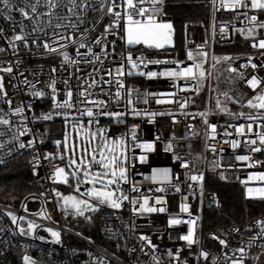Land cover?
<instances>
[{
    "label": "built area",
    "instance_id": "2783aa9c",
    "mask_svg": "<svg viewBox=\"0 0 264 264\" xmlns=\"http://www.w3.org/2000/svg\"><path fill=\"white\" fill-rule=\"evenodd\" d=\"M162 1L133 0L137 10H147L144 16L133 12L134 19L170 18ZM57 2L59 6L50 10L48 0H40L34 19H25L19 9L31 12L36 0H10L8 9L0 3V119L9 121L0 124V164L26 155L35 187L15 201H0V264H24L25 256L35 264H264V198L255 191L264 188V181L255 179L264 173V144L259 140L264 135V114L251 113L256 108L248 106L249 100L258 103L254 97L264 95V49L252 46L264 39V28L259 26L264 23V10L251 8V0L236 9L211 0L209 40L202 22L187 21L178 52L127 45L125 0H76L79 7L75 8L70 0ZM109 7L121 17L108 13ZM252 16L257 20L252 21ZM58 24L62 26L57 28ZM15 35L25 40L13 41ZM60 36L65 39L59 40ZM45 42L58 49L66 45L62 51L76 63H62L59 52L43 48ZM80 43L86 47L79 48ZM88 48L94 55H76L77 50L83 54ZM129 54L137 67L129 63ZM194 64L201 65L203 77L160 75ZM121 65L125 75L118 76ZM252 77L261 82L255 90L247 83ZM52 81L55 92L49 87ZM69 90L74 106L56 107L68 99ZM41 91L42 97L33 95ZM85 91L88 95L81 96ZM17 108L22 111L17 113ZM88 108L93 117L84 114ZM49 114L51 119H42ZM87 118H109L121 126L127 171L126 180L114 185L119 209L84 195L85 188L77 192L53 180L54 170L65 166L67 153L57 142L42 137L44 122ZM209 125L215 126L214 132ZM241 125L244 131L238 133ZM147 144L152 150L144 147ZM253 147L261 151H252ZM237 156L248 159L237 160ZM215 179L237 184L242 199L256 204L245 212V220L239 222L220 210L219 198L207 188ZM63 192L73 193L91 207L81 205L84 215L77 214L65 207ZM145 198L148 206L165 211L134 212ZM182 204L188 205L187 212L181 211ZM209 212L223 220L216 230L206 226ZM170 218L182 223L170 226ZM192 221L195 242L190 245L180 237L187 235Z\"/></svg>",
    "mask_w": 264,
    "mask_h": 264
},
{
    "label": "snow or ice",
    "instance_id": "6c2138e0",
    "mask_svg": "<svg viewBox=\"0 0 264 264\" xmlns=\"http://www.w3.org/2000/svg\"><path fill=\"white\" fill-rule=\"evenodd\" d=\"M40 0H36L35 4H31L30 5V9L31 12H29L28 10H26L25 8H20L19 12L20 14L25 18V19H34L32 14H37V5L39 4ZM126 4H127V9H126V16H127V26L125 28V33H126V38H127V43L128 44H140L143 43L145 45H147L148 47H154V48H163L166 44H170L171 43V30H172V25L170 23H160L157 21V19L154 16H147L145 20H139V19H134L132 13L136 12L137 15L139 16H144L146 13V9H144L143 7L139 8L137 10L136 8V4L133 3V0H125ZM142 2V0H141ZM154 3L158 2V0H153ZM0 3H3L5 5V9H8L10 7V0H0ZM70 3L73 5V8L75 7H79V5H77L76 0H70ZM222 5H226L227 7L231 8V9H236V8H240V7H245V3L244 0H221ZM48 4L50 7V10L52 8H56L58 7V2L57 0H48ZM251 8L253 9H258V10H264V0H251ZM85 11L87 10L86 8L84 9ZM70 12H73V9L69 10ZM108 13H113L117 18L121 17V13L120 12H114V8L113 7H109L107 9ZM74 14V12H73ZM9 19H11V17H8ZM252 21H256L257 17L256 16H252L251 17ZM62 25H57V28L61 27ZM261 28H264V23H261L259 25ZM72 28H75L76 25H71ZM110 27V26H109ZM42 31V29H36L34 28V31ZM107 31V29H106ZM249 35H251V30H249ZM59 40H64L65 37L60 36L58 37ZM68 40L72 41L73 44L76 43L75 39L71 36L67 37ZM13 41H23L25 40L24 36L21 35H15L12 37ZM33 43H35V41H33ZM96 43L99 44L100 41L99 39L96 40ZM66 45L61 44L59 49L56 47H52L50 43L45 42L43 44V48L45 50H47L48 52L51 53H57L59 52L62 56H63V61L62 63L65 64H75L76 61L72 60L67 52H63L62 49L65 47ZM253 47H259L260 49H264V39H261L258 41V43H254L252 45ZM14 47V45H13ZM86 45L84 43H80L79 44V48H85ZM0 51H2V49H0ZM89 53H93V50L91 48L87 49L86 53L81 54L79 52V50H77L76 55L80 56V55H88ZM188 58L191 60L193 58V54L191 52L188 53ZM98 59V57H97ZM227 59V58H226ZM128 61L129 63H132L133 61V57L131 54H129L128 56ZM151 63H159V61H150ZM123 65H121V70L118 71L116 73V75L118 76H123L125 75L123 69ZM132 67L135 68L137 67V65L135 63H132ZM253 68L256 67V65H252ZM201 68L200 64H194L192 67H184L183 69L179 70V71H174V72H164V73H160V75H166V76H176V77H183L185 79H197V75H199V77H203L204 76V72L203 71H199V69ZM3 71L5 72H11L12 69L11 68H5L3 69ZM53 72L57 71V69L53 68L52 69ZM231 71H235V69H231ZM129 75H131V73H128ZM109 75H111V73H109ZM141 75H143V73H141ZM148 75L150 76H154L156 75V73H149ZM25 83L27 84L28 82L25 81ZM67 83V82H65ZM93 83L95 84L96 81H93ZM248 85L252 88V89H257L258 86H261V82L259 80H257L256 77H252L250 80H248ZM55 81H52L51 85H49V87H51L53 89V92H55ZM121 87H123V85H120ZM89 87H91V85H89ZM3 85L2 83H0V90H2ZM33 95L37 96V97H42L44 95V92H34ZM81 96H87L88 93L85 92H81L80 93ZM67 96L68 99L65 100L63 103H56L55 106L56 107H62V108H72L74 105L70 102L71 98L73 97V92L71 90H69L67 92ZM53 100L55 102V96H53ZM254 100L258 101V103H254L253 100H249L248 101V106L250 107H255V108H259V109H264V95H257L256 97H254ZM92 103H100L99 101H94ZM185 105L181 104V107L183 108ZM223 110V109H222ZM22 109L17 108L16 112L19 113L21 112ZM85 115H87L88 117H93L95 115V113L93 112V110L91 108H88L86 113H84ZM104 115H113L111 113H102ZM200 115H206L204 113H201ZM243 115V114H241ZM52 116L49 115H45L42 117V119L48 120L51 119ZM249 119H255L253 117H249ZM205 123H207V121H205ZM0 124H9L8 120L5 119H0ZM209 127L212 129V131H215V126L214 125H209ZM264 127V126H262ZM247 130L249 132H251L252 126L248 125ZM236 131L238 133H243L244 131V126L241 125L239 127H237ZM20 135H24L23 132L20 133ZM96 135L98 134H93V138L96 137ZM260 143L264 144V135H261L259 137ZM31 141H29V146L31 145ZM57 143L59 144L60 142L57 141ZM120 142L116 141L114 142L112 147H109L107 143H105L104 148L98 149L99 152V159L97 160V150H93L92 152H89L88 149L86 148H80V152H81V156L77 157L76 156V149L75 146L72 149H68L67 145H65V150L67 151H71L72 156L69 160V167L73 169V171H71L70 173L67 172L65 170V168L62 167H58L55 169L53 175L56 178L57 182H63V183H68V177L69 175L75 177L77 176V173H82L83 177L85 178L82 182L83 183H88V184H92L94 185L93 188L89 189L86 193H84V195H87L89 197H92L94 199H97L100 201V203H107L109 204L112 208L115 209H119L121 207V203L119 202V199H117L115 197V194L113 191L109 190L110 186L112 185H116L118 184L119 181L121 180H126V168L121 167V161L119 156H117L115 154L116 152V147L118 146ZM251 144L255 145L256 141L252 140L250 141ZM20 147H25L24 144H21ZM144 147L148 150H152V145L151 144H147L144 145ZM233 147H237V142L233 141ZM105 149H107L108 152L112 153V155H107L105 152ZM252 151H261L260 148H256L253 147L251 149ZM143 159V157L141 158ZM248 157L247 156H237V160H247ZM94 165H99L100 169H102V171H97L95 173H92L90 171V169L94 166ZM186 166V165H184ZM165 176H167V172L164 173ZM193 180H198V179H202V177H197V176H193L191 177ZM249 179H253V177H249ZM255 179L260 180V181H264V173H260L258 174ZM95 185H101V187H95ZM79 184L76 188V191L79 192ZM133 190H138V189H133ZM158 191H162V189H157ZM177 191H179V188L176 189ZM249 195L251 196L253 194V190L249 189ZM262 198H264V188H259L257 190H255ZM57 196H60L61 194L59 192L56 193ZM120 199L123 200H127L128 197L127 196H122ZM63 201H64V205L66 208H73L76 210L77 214L83 216L84 212L81 210V205H85V206H89L87 201L84 200H79L77 199V197L75 196H64L63 197ZM159 202V201H158ZM133 204H136L137 201L133 200L132 201ZM92 210H95V208H93ZM143 210L144 212H148V213H152V212H156V211H160L163 212L165 211L164 208H155V207H150L148 206V200L147 198H145L144 203L140 204L138 209H134L135 211H140ZM181 211L182 212H187L188 211V205L186 204H182L181 205ZM15 217H13V220L15 221ZM21 219H23V217H21ZM182 223V221L180 219L177 218H170L169 219V225H178ZM259 223V222H258ZM192 224H194V221L190 222V227H189V231L187 233V235H183L180 237V239L185 240L188 242V244H192L194 243V229L191 226ZM29 227H35V225L33 224H29ZM51 231V230H49ZM52 235L54 237H56L57 239H59V234L56 232H52ZM140 239L144 240L147 239L144 236H141ZM221 244H224L225 241L221 240L220 241ZM241 253H243V249L239 250ZM203 255H207V254H203ZM24 260L26 262L29 261V257L25 256ZM233 264H238V262H233Z\"/></svg>",
    "mask_w": 264,
    "mask_h": 264
},
{
    "label": "trees",
    "instance_id": "16d2710c",
    "mask_svg": "<svg viewBox=\"0 0 264 264\" xmlns=\"http://www.w3.org/2000/svg\"><path fill=\"white\" fill-rule=\"evenodd\" d=\"M162 7L164 13L179 29L190 20L200 21L205 26L210 18L211 0H163ZM229 51L237 52L238 50ZM42 129V137L50 142L62 138V120L44 122ZM93 130H95V134H98L95 137V146H98L100 141L102 145L103 142L109 141L111 138L115 139L116 136H121L120 124L109 118H100L95 124L92 123L89 131L94 133ZM86 146H88L87 143ZM61 147L65 149L62 144ZM207 188L219 198L220 210L239 222L245 220L247 218L245 212L247 210L251 212L256 205L242 199V191L235 183L215 179L207 183ZM34 190V182L26 155L0 164V201H15ZM220 224H223V220L213 212H209L206 222L208 229L216 230Z\"/></svg>",
    "mask_w": 264,
    "mask_h": 264
},
{
    "label": "rangeland",
    "instance_id": "374dc122",
    "mask_svg": "<svg viewBox=\"0 0 264 264\" xmlns=\"http://www.w3.org/2000/svg\"><path fill=\"white\" fill-rule=\"evenodd\" d=\"M166 16H168V15H166ZM157 21L160 23H170L172 25L171 43L166 44L163 48L176 49L178 52H180L182 47H183V32H184L185 23L181 27V29H179L173 23L171 18H166V19L157 20ZM126 26H127V22L125 24V28H126ZM210 27H211V19L209 18L208 22L205 25V36H206L207 40H209V37H210ZM180 40H182V41H180ZM125 41H126V44L129 46L142 45L146 48L154 49V47H148L147 45H145L143 43L131 44V45L128 44L127 38H126V33H125ZM156 49H159V48H156ZM243 112L247 113L245 110ZM251 113L264 114V109L259 110V108H256V109L252 110ZM98 120L91 119V118H87L85 120H83V119H76V120L64 119V120H62V138L55 139L53 141L54 142L59 141L60 142L59 144L60 145L62 144L64 146V148H65V145H67L68 149H72L75 146L77 157L81 156L80 148H86V149H88L89 152H92L93 150H97V160L99 159L98 149L104 148L105 143H107L109 147H112L114 142L119 141L120 143L116 147L115 154L117 156H119V158H120V161H121L120 166L125 168L126 144H125V140L123 139L122 135L120 137L116 136L115 139H112L110 137L111 140L103 142L102 145L100 144L101 141L99 142L98 146L94 145L95 138H93V134H95V130H93L94 133H91L89 130H90L91 124L92 123L95 124ZM50 121H52V120H50ZM46 122H48V121H46ZM131 132H132V134H135L137 132L135 126H131ZM75 140H76V142H75ZM86 143L88 144V146H86ZM165 146H169V143L166 142ZM65 152H66V150H65ZM105 152L107 155H112V153L108 152L107 149H105ZM66 153H67V161H66L65 166H63L62 168H65V170L70 173L71 171H73V169L69 167V160L72 156V153H71V151H67ZM90 171L92 173H95L97 171H102V169H100L99 165H94L90 169ZM84 179L85 178L83 177L82 173H77V176H75V177L69 175L68 183H63V182H57L56 178L53 175V180L56 183L62 184V185H69L70 187L75 188V189L77 188L78 184H79V187L81 186V184H84L82 182ZM93 187H94V185L89 184L88 187L85 188V190H83V192L86 193L89 189H91ZM95 187H101V185H95ZM109 190L113 191L115 194V197L117 198V188H115L114 185H112V186H110ZM64 194L66 196H75L73 193H68V192H65ZM90 198H92V197H90ZM81 200H84V199H81ZM84 201H86V200H84ZM87 207L88 206H85V208H87ZM55 239H57V238L55 237ZM27 257H29V261L28 262L24 261V264H35V261L32 257H30V256H27Z\"/></svg>",
    "mask_w": 264,
    "mask_h": 264
},
{
    "label": "water",
    "instance_id": "95a60500",
    "mask_svg": "<svg viewBox=\"0 0 264 264\" xmlns=\"http://www.w3.org/2000/svg\"><path fill=\"white\" fill-rule=\"evenodd\" d=\"M183 147V144H181V148ZM88 183H84L83 185H81L79 188L80 189H84V188H87L88 187Z\"/></svg>",
    "mask_w": 264,
    "mask_h": 264
}]
</instances>
